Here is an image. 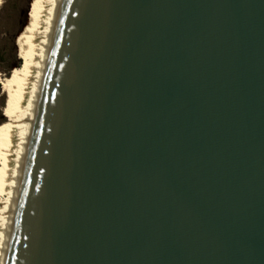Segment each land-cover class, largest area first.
I'll return each instance as SVG.
<instances>
[{
    "label": "water",
    "instance_id": "obj_1",
    "mask_svg": "<svg viewBox=\"0 0 264 264\" xmlns=\"http://www.w3.org/2000/svg\"><path fill=\"white\" fill-rule=\"evenodd\" d=\"M5 264H264V0H63Z\"/></svg>",
    "mask_w": 264,
    "mask_h": 264
},
{
    "label": "bare ground",
    "instance_id": "obj_2",
    "mask_svg": "<svg viewBox=\"0 0 264 264\" xmlns=\"http://www.w3.org/2000/svg\"><path fill=\"white\" fill-rule=\"evenodd\" d=\"M63 0L36 4L38 24L31 33L32 48L23 64L17 89V120L5 131V152L0 165V264H5L18 208L20 186L27 170L39 100L50 66L51 52ZM2 0H0V5ZM4 90L8 84L2 81ZM6 127V126H5ZM1 163V160H0Z\"/></svg>",
    "mask_w": 264,
    "mask_h": 264
},
{
    "label": "rangeland",
    "instance_id": "obj_3",
    "mask_svg": "<svg viewBox=\"0 0 264 264\" xmlns=\"http://www.w3.org/2000/svg\"><path fill=\"white\" fill-rule=\"evenodd\" d=\"M38 2L42 4L43 0H2L0 5V77L1 82L8 84L6 90H4V84H2L1 96H3L5 104L10 99L7 90L14 84V79L11 80L9 77L13 74L14 77L21 76L17 83L19 86L24 76L21 72L23 69L16 68L21 62V66H23L26 56L33 46L30 37L39 21L38 14L40 10H35ZM18 86L14 92L11 90L12 99L9 108H6L2 104V98L0 99V111L5 117L0 118V128L5 126L7 121L15 122L17 120L18 102L16 101V94ZM7 127L8 125L0 133L2 155L5 152V131Z\"/></svg>",
    "mask_w": 264,
    "mask_h": 264
},
{
    "label": "trees",
    "instance_id": "obj_4",
    "mask_svg": "<svg viewBox=\"0 0 264 264\" xmlns=\"http://www.w3.org/2000/svg\"><path fill=\"white\" fill-rule=\"evenodd\" d=\"M21 64H22V62L18 65V67L16 68V69H18L19 67V69H23V66H21ZM15 69V70H16ZM21 77V76H20ZM20 77H17V76H15L14 77V74L13 75H11L9 78L12 80V79H14V84L12 85V86H10L9 87V89L7 90V93L10 95V99H9V102H6V104H5V100L2 98L3 96H1V92H2V82H1V77H0V99L2 100V104L3 105H5V107L6 108H9V105H10V103H11V99H12V93H11V90H13V92L15 91V89H16V87L18 86V81H19V79H20ZM17 80V82H15ZM16 83V84H15ZM0 118H5L4 117V115H3V113H2V111H0ZM6 120V119H5ZM13 122V121H12ZM12 122L10 121H7L6 123H4V124H6L5 126H9V125H11L12 124ZM3 124V125H4ZM5 126H3L2 128H0V133H1V131L4 129V127ZM8 128V127H7ZM0 137H1V135H0ZM4 155V154H3ZM3 155H2V152H1V149H0V160L2 161V157H3ZM0 165H1V163H0Z\"/></svg>",
    "mask_w": 264,
    "mask_h": 264
}]
</instances>
